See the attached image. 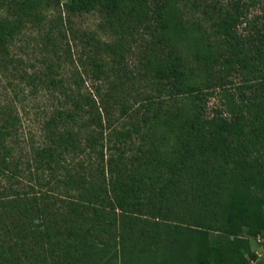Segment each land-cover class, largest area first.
I'll list each match as a JSON object with an SVG mask.
<instances>
[{
	"label": "trees",
	"instance_id": "16d2710c",
	"mask_svg": "<svg viewBox=\"0 0 264 264\" xmlns=\"http://www.w3.org/2000/svg\"><path fill=\"white\" fill-rule=\"evenodd\" d=\"M172 1L63 3L67 16L100 6L111 15L137 16L146 28H155L158 38L172 46H168L165 62L146 59L148 73L169 89L170 96L174 90L185 102L154 121V127H165L173 135L171 141L162 137L151 147L165 172L152 183L157 186H148L141 174L136 177L126 170L118 161L120 155L112 159L108 170L114 177L101 191L94 190V185L91 189L85 186L79 171L63 162V184L75 185L77 193L66 203L63 226L57 228L63 233L59 251H55L57 243L50 241L51 227L41 219L35 196L0 198V264H250L254 259L252 264H264V255L256 259L251 250L252 239H264V25L254 26L247 37H241L237 27L242 11L236 3L234 11H226L215 23L220 44H213L196 28L190 43L208 78L199 82L187 72L172 42L185 29ZM42 5L44 0L8 3L12 18L0 19L1 51L18 28L20 17L38 18ZM91 64L95 72L101 71L98 60L91 58ZM235 72L239 82L229 88L225 81ZM75 82L83 83V79ZM214 95L219 104L208 112V100ZM145 99L153 98L148 94ZM88 112L90 118L84 125L102 126L99 112ZM55 119L45 124L51 147L38 151L40 160L47 163L56 162L55 145L62 146L63 160L69 150L81 149L77 130L63 122L57 131ZM4 127L0 124V166L14 172L16 168L7 162L10 149L4 143ZM94 137L89 134V146ZM104 198H108L109 210ZM103 214L113 224L117 239L113 248L94 237L98 216ZM33 222L47 226L33 229ZM46 240L48 253L34 249Z\"/></svg>",
	"mask_w": 264,
	"mask_h": 264
},
{
	"label": "rangeland",
	"instance_id": "374dc122",
	"mask_svg": "<svg viewBox=\"0 0 264 264\" xmlns=\"http://www.w3.org/2000/svg\"><path fill=\"white\" fill-rule=\"evenodd\" d=\"M65 1L44 0L38 18L21 16L5 50H0V124L7 132V162L16 168L11 172L0 166V198L35 196L41 219L51 227L50 241L57 243L55 251L60 250L63 233L57 228L63 226L66 203L77 193L75 185L63 184V162L79 171L85 186L91 189L94 185V190L101 191L114 177L108 170L114 163L112 159L120 155L118 161L125 164L126 170H132L136 177L141 174L148 186H157L152 183L165 172L151 147L162 137L171 141L173 135L165 127H154V121L185 102V97L174 90V96H170L169 89L148 73L146 59L165 62L168 46H172L158 38L155 28H146L145 21L136 20L137 16L111 15L100 6L67 16ZM9 2L13 0H0V19L12 18ZM236 3L242 11L237 32L245 38L254 26L264 25V0L172 1L185 26L172 42L193 79L204 82L208 78L203 63L193 55L196 49L190 43L192 33L199 28L213 44H220L222 37L215 33V23ZM91 58L101 63V71L95 72ZM225 82L234 88L239 75L235 72ZM148 94L152 101L145 99ZM217 104L219 97L211 96L207 111ZM89 110L99 112L102 126L84 125V120L90 118ZM52 118H56L57 131H61L63 122L77 130L81 149L69 150L63 160L62 146L55 145L56 162L47 163L46 159L40 160L38 151L52 144L45 127ZM90 133L96 138L91 146L87 144ZM107 201L104 198L103 203L109 210ZM98 219L95 240L115 247L111 219L104 214ZM37 222H33V229L47 226L38 227ZM213 237L211 233L210 239ZM48 242L34 249L47 252ZM260 246L251 240V250Z\"/></svg>",
	"mask_w": 264,
	"mask_h": 264
},
{
	"label": "built area",
	"instance_id": "2783aa9c",
	"mask_svg": "<svg viewBox=\"0 0 264 264\" xmlns=\"http://www.w3.org/2000/svg\"><path fill=\"white\" fill-rule=\"evenodd\" d=\"M255 240L261 244L260 248L258 250L254 251V253L256 255V259H258L264 255V239L262 237L258 236ZM254 261H255V259L251 260L250 264H252Z\"/></svg>",
	"mask_w": 264,
	"mask_h": 264
}]
</instances>
